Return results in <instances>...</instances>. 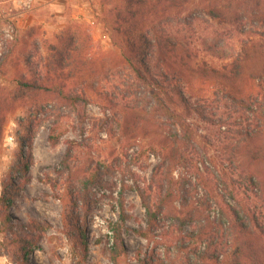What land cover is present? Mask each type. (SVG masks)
<instances>
[{"label":"rangeland","instance_id":"374dc122","mask_svg":"<svg viewBox=\"0 0 264 264\" xmlns=\"http://www.w3.org/2000/svg\"><path fill=\"white\" fill-rule=\"evenodd\" d=\"M120 1L0 0V198L8 179L20 183L11 200L13 207L5 208L0 203V264H113L109 253L113 244L111 227L120 223L122 203L129 220L122 230L127 255L120 264L204 263L199 255L206 250L207 238L186 240L189 249L179 248L181 238L191 235L199 225V212L197 219L188 222L176 219L174 215L179 214L175 213L161 216L157 229L147 239L133 231L146 228L145 209L135 187L148 184L159 162L148 153L159 124L157 119L151 120L147 136L136 133L138 138L133 139L134 133H122L117 110L110 109L101 96L113 83L119 84L123 80L120 74L126 71L103 23L108 10ZM234 2V8L240 9ZM211 21L218 30H233L226 21ZM195 47L199 62L219 70L233 62L204 55L199 43ZM58 52L62 54L61 68L52 69V73L59 76L66 95L80 97L84 102L73 105L56 95L19 86L21 79L44 77L47 65L58 60ZM245 71L246 78L235 83L243 92L260 80L247 78L250 72L264 79V56L250 61ZM226 84L196 83L195 95L188 96L208 103L214 92L226 88ZM135 89L123 88L122 95L117 94L119 101L124 102L126 93ZM257 92L253 89L246 93L254 96ZM225 105L230 103L222 102L220 111L206 108L210 116L220 119ZM189 119L195 125L201 150L216 163L225 159L227 145L218 144L217 138L229 127L202 123L195 115ZM56 122L61 138L53 145L50 134ZM101 124L106 125L102 131ZM70 142L75 146L67 158ZM143 149L147 150L144 156L140 154ZM98 166L105 168L102 173L109 170L107 167L112 172L103 177L102 185L90 183V175ZM175 174H184L195 182L183 169ZM218 201L221 199L217 196L211 199L212 209L204 216L210 215L211 220L218 216ZM174 209H180L177 201ZM7 217L9 226L4 223ZM29 225L36 226L32 235L26 227ZM76 227L84 232L82 240L88 247L85 260L81 259V248H76L70 239ZM30 235V254L24 257L16 240ZM195 249L198 256L192 253ZM234 250L235 245L231 252ZM230 258L225 256L220 263L207 264H230Z\"/></svg>","mask_w":264,"mask_h":264},{"label":"trees","instance_id":"16d2710c","mask_svg":"<svg viewBox=\"0 0 264 264\" xmlns=\"http://www.w3.org/2000/svg\"><path fill=\"white\" fill-rule=\"evenodd\" d=\"M234 1L240 9L234 8ZM234 1L121 0L108 10L103 20L111 45L120 52L126 71L119 76L123 80L113 83L101 96L110 109L117 110L122 133H134L133 139L138 138V133L147 136L151 120L157 119L159 124L148 151L159 162L148 184L144 188L135 187L145 209L146 228L133 231L147 239L157 229L161 216L175 213L179 214L174 215L176 219L188 222L197 219L196 212H199V225L191 235L181 238L183 243L179 248L180 251L189 249L184 243L186 240L207 238L206 250L199 255L203 264L220 263L225 256H231L230 264H264V79L254 77L252 72L247 76L254 81L260 79L254 84L257 88L247 89L250 93L257 89L254 96L235 84L240 78H246L250 61L264 56V0ZM206 16L214 22L226 21L233 25V30L216 29ZM197 43L204 55L233 62L221 70L199 62L198 52L194 50ZM57 54L58 60L47 65L44 77L21 79L19 86L56 95L73 105L84 102L80 97L66 95L59 76L52 73V69L61 68L62 54ZM208 82L227 83V87L215 91L208 103L193 101L188 96L195 95L196 83ZM131 87L136 88L135 92H127L124 102L119 101L123 88ZM222 102L230 103L223 108L224 117L210 116L206 106L220 111ZM192 115L202 123L229 127L217 138L218 144L227 145L224 148L227 156L219 163L201 150L195 125L189 119ZM102 124L100 131L106 127ZM59 129L56 122L50 134L53 145L61 138ZM74 146L70 142L67 158ZM140 154L146 155L147 150L143 149ZM103 169L98 166L93 170L90 183L103 184V177L112 173L110 167L102 173ZM180 169L190 173L195 182L184 174H175ZM19 185L18 180H7L0 198L2 206L13 207L11 200ZM216 196L221 199L216 202L219 214L211 220L210 215L204 214L212 209L211 199ZM176 201L179 210L174 209ZM128 220L122 203L120 223L111 227L113 244L109 253L113 264H120L121 258L127 255L122 230ZM4 223L10 225L8 217ZM26 227L31 235L36 229V226ZM72 233L70 239L76 248H81V259L85 260L88 247L82 240L84 232L76 227ZM31 235L16 240L24 257L30 254ZM233 245L235 250L231 252ZM192 253L198 256L197 249Z\"/></svg>","mask_w":264,"mask_h":264}]
</instances>
